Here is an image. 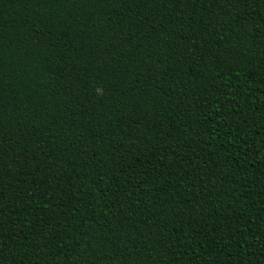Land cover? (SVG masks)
I'll list each match as a JSON object with an SVG mask.
<instances>
[{
  "label": "trees",
  "instance_id": "1",
  "mask_svg": "<svg viewBox=\"0 0 264 264\" xmlns=\"http://www.w3.org/2000/svg\"><path fill=\"white\" fill-rule=\"evenodd\" d=\"M0 264H264V0H0Z\"/></svg>",
  "mask_w": 264,
  "mask_h": 264
}]
</instances>
